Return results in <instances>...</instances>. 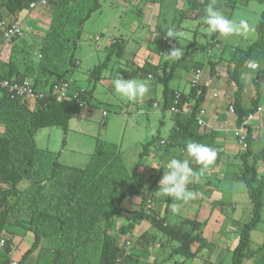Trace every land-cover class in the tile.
Returning a JSON list of instances; mask_svg holds the SVG:
<instances>
[{
	"label": "rangeland",
	"instance_id": "374dc122",
	"mask_svg": "<svg viewBox=\"0 0 264 264\" xmlns=\"http://www.w3.org/2000/svg\"><path fill=\"white\" fill-rule=\"evenodd\" d=\"M54 1L56 3L52 2L48 6L37 8L35 11L25 10L20 13V21L29 26L30 31L26 33L24 38L15 43L16 50H19V53L23 50L29 56L35 67L34 76L39 75L35 79L43 77L41 71L48 69L47 78L50 83L55 82L59 74L67 72V69L71 66V55L74 53L75 59L80 64L73 72L69 73L68 78L74 81L73 86L80 89L90 90L96 83L94 97L97 104H94L95 110L91 113H89V108H85L74 115L66 136L60 127L55 126L42 128L37 132L34 141L38 158L34 167L35 171H33L36 174L31 176L29 180H24L18 186L22 199L10 215L11 225H14L17 221L28 223L32 217L34 207L30 205L29 201L25 200V195L30 192L34 185L33 181L37 182L36 187H42L38 191L42 196H45V199L46 193L50 195L56 193L58 195L56 189H53L50 186L51 184L46 186L45 182V179L51 176L52 171L57 166L56 164L74 171V169L86 168L94 157L92 168L98 166L101 170L100 175L104 173L106 176H115L125 180L140 162V154L147 142L158 136L169 137L173 122L168 114L164 120L165 125L161 126L164 85L157 80V76L162 77L163 74L162 70L157 69L161 68L167 60L164 54L168 53L173 47L163 43L165 33L162 27L164 25L174 26L177 32L184 34L178 37V45L176 46L183 49L184 55L188 51V47L190 50L189 56L174 68L173 78L169 82L170 88L188 91L197 62H202L204 67L202 68L201 83L202 85L205 83L208 87V100L218 108V115L221 118L225 120L231 118L233 115L230 116L228 106L236 90L235 84L229 77L234 64L233 59L245 52L251 44L259 39L258 26L263 20L262 13L264 12V1L216 0L215 8L219 9L221 6L220 11L229 19H236L237 21L241 18L246 19L255 28V32L247 38L230 36L227 39H221L216 34L217 43L211 46L212 36L203 30L207 25L198 28V23L195 21L190 19L180 20L182 18L181 11L186 10L185 0H152L153 2L148 0H101L100 10L94 12L87 21L84 19L89 9L95 4L94 0ZM69 1L71 3L68 5ZM129 16L131 18L135 17V23L131 28L128 26L129 22L132 21ZM122 17L124 23H121ZM0 20L19 21L15 15L9 14L6 9L0 12ZM141 23L142 26L145 25L143 34L149 33L146 40V45L150 46L149 52H152L147 59L149 63L146 61V57L141 55L147 53L146 48L144 49V42L141 54L136 59L132 57L137 46H139L137 45L139 40L134 37L136 36L134 33ZM113 39L118 40L120 43L124 42L123 46L126 48L124 47L123 51H121V48L119 53L114 54L108 68L103 72L104 78L101 81H90L91 71L106 61ZM195 42L197 45H194ZM0 46L2 47L0 57L9 60L12 53L11 48L4 45L1 36ZM238 50H240L239 54H237ZM22 57L21 55L20 65L23 69L31 62L30 60L22 62ZM209 60L210 63H216L217 65L216 77L210 75ZM175 62V60H170L168 72ZM127 64H129L128 67ZM257 64L258 67L256 68L247 65V68L243 69L242 79L246 84L244 92L245 105L249 103L250 98L255 94L256 89L253 81L257 73L264 67L263 62H257ZM122 65H125L124 71L128 76L127 79L144 80L148 78L146 74L141 77L135 76L138 67L142 71L145 67L153 72L158 71L157 75L149 81V85L156 88V91L152 93V97L160 103L159 108H149L141 102H130L115 92L113 81L118 74L123 72ZM2 70L6 69L2 68ZM262 87L264 90V86ZM214 94H217L218 97L213 98ZM25 104L29 106L30 110L36 109L37 103L33 99L28 100ZM102 109L108 112L107 117L102 116ZM255 120L256 122L250 124L256 128L257 140L253 147L254 154L258 153L264 146V93L261 110ZM0 131H4V126L0 125ZM229 135L233 137L232 133ZM231 140L233 139L231 138ZM176 141L180 142L181 139H176ZM180 145L181 143L178 147L173 145L168 150L150 148V154L155 155L153 161L158 171L160 167L165 170L166 162L173 157L176 158V155L178 156ZM242 162V159L238 157L232 159L231 164L238 171V168L242 167ZM257 165L260 175L264 174V162L259 161ZM195 170L199 171L197 167ZM90 174L93 176L92 171ZM205 175L206 177H203ZM203 176L200 179H206L208 176V180L213 187L219 183L215 174L205 173ZM67 180L68 178H66V182ZM233 186L234 209L231 208L230 204H226L221 208L223 211L229 212L227 214L228 218L220 223L213 224L215 226L213 231L216 235L214 236L213 232L210 233L214 237L208 238L210 248L205 249L196 259L185 261L184 264H232L233 250L239 242L243 225L251 218L253 208L244 182L235 180ZM32 192H35V190ZM63 192H67L66 188ZM165 198L166 196L159 197L162 200ZM149 199L153 200L154 198L151 199V193L148 191L144 197L127 199L124 202V213L113 219V235H115L116 241L121 247L127 241H130L127 251L135 257L136 262L133 264H175V262L182 261L183 259L179 255L170 261L167 260L173 246L175 247L176 244H166L162 236L158 238L157 243H148L145 235H153L157 232L151 228L149 221L137 218L134 212H139L146 205H153L156 210H163V206L159 203L153 201L149 204ZM45 204L46 200L45 202L40 201V208L44 207ZM167 221L169 222V219ZM131 222L136 227L129 235V224ZM171 224L177 226L174 222H171ZM96 227L97 229H94L92 233L93 241L87 245V248L76 245L78 264H98L102 245L103 224L100 223ZM208 230L211 231L212 227ZM72 234L74 236L76 232L73 230ZM33 238V233H27L17 252L19 256L31 245ZM60 238L47 239L44 246L68 247L69 240ZM20 240L21 237L15 238V244ZM159 243H162V245L165 243V247L162 249ZM246 254H248V257L244 259L243 264H264V196L262 221L251 233V242ZM34 261L35 255L31 256L26 264H34Z\"/></svg>",
	"mask_w": 264,
	"mask_h": 264
},
{
	"label": "trees",
	"instance_id": "16d2710c",
	"mask_svg": "<svg viewBox=\"0 0 264 264\" xmlns=\"http://www.w3.org/2000/svg\"><path fill=\"white\" fill-rule=\"evenodd\" d=\"M37 1L39 0H2L0 2V12L6 9L9 14L17 17L20 16L22 11H31L29 9L30 4ZM94 1L95 4L89 9L84 19L85 21L89 20L91 15L101 8V0ZM148 1L153 2L152 0ZM52 2L56 3L54 0H49L48 5ZM210 2L211 0H185L184 6L186 10L181 11L182 18L180 20L190 19L195 21L198 23V28L205 26L202 23V18L206 15L205 8ZM70 3L69 1L68 5ZM262 17L263 20L258 26L259 39L251 44L245 52L234 57V64L229 73V77L236 86L230 105H233L235 109L237 127L242 126L249 115H256L261 109L264 93L262 87L264 86V67L257 73L253 81L256 92L247 105L244 104L246 84L242 76L244 75L243 69L247 68L246 61L255 60L264 63V12ZM19 22L24 23L23 21ZM211 36L213 39L211 46H214V43H217L216 34ZM163 39L165 44L178 45V38L177 41L165 39V37ZM17 41L15 40L11 47H14ZM121 43L118 40H112L106 61L91 71L90 81L97 82L102 79L103 72L108 68L114 54L119 53L120 49L123 48L124 43ZM194 45H197L196 42ZM19 52L16 48L14 51L12 50L7 64L8 70L6 72L0 70L4 78L17 82H34L35 84L33 83V85L37 91H43L48 94H51L50 92L53 91L54 86L62 81H72L74 84V81L68 78L69 73L73 72L80 64L75 59L74 53L71 55V66L67 69V72L59 74L55 82L50 83L47 78L49 70L41 69L43 70L41 71L43 72V77L35 79L39 75L37 77L34 76V64L27 53H24L23 50L21 53ZM237 52L239 54L240 50ZM189 53L188 47L186 54L179 60H175L176 62L170 67L171 70L169 72L167 70L170 60L167 59L162 64V67L157 69L163 72L162 77L157 76V80L164 85V103L162 105L164 113L169 112L176 92H180L182 95V106H187L186 104H189L190 98L194 99V102L187 106L189 107V112L186 114L174 115L169 112L175 117L176 121L171 142L165 141L166 143L162 144L160 136L147 142L143 152L140 154V162L149 154V150L152 147L167 150V146L173 144L176 139L193 138L196 139L197 143L207 145V139L212 138L213 134L211 135V133L206 132L199 135L197 132L200 127L196 118L207 98V85L203 84L201 86L202 94L200 96H197L193 89H190V93L186 95L181 91L169 88L174 68L187 58ZM21 55L23 56L22 62H26V60L31 62L30 65L27 64L25 67L23 65V69L20 65ZM209 64L210 75L216 77V63H210L209 60ZM203 67L204 64L202 62H197L195 71L202 70ZM157 70L153 72L151 69L146 70L143 68V71L140 69V74L142 76L146 74V76H152L153 78V76L157 75ZM95 88L96 83L90 90L77 88L79 96L73 102H58L51 95L43 100H35L37 103L35 110H30L29 106L25 104L27 101L11 100L6 96L0 98V125L4 126V131H0V240H5V246L3 248L0 246V264H9L10 253L13 250L16 252L15 258L19 260L20 264H26L33 255H35L34 264H78L76 245L87 248V245L93 241L92 233L94 229H97L96 226L100 223L103 224V229L98 264H133L136 262L135 257L127 251L130 241H127L123 247L118 244L115 235H113V219L124 213L123 204L127 199L144 197L148 191H152L151 199L152 197L154 198L153 200L149 199V204L154 201V203H159L163 206V210H156L153 205H146L139 212H134L137 218L149 221L151 228L157 232L153 235H145L148 243L158 241L161 236L166 241V244L172 243L174 245L175 243V247L173 246L167 258L170 261L175 256H181L183 260L175 262V264H184L185 261L196 259L205 249L210 248V243L200 233L202 223L197 220L185 219L179 227L168 223L169 208L173 200L170 197H166L164 200L159 199L155 195L158 190L155 189L156 185L142 184L137 173L140 162L125 180L115 176H106L104 173L100 175L99 172L101 170L98 166L94 169L92 168L94 166L92 163L94 157L86 168L74 169V171L56 164L57 166L52 171L51 176L46 178L45 182L46 186L51 184L50 186L56 189L58 195L56 193H51V195L46 193L45 199V196H42L40 191H38L42 187H36L37 182L33 181L34 185L30 192L25 195V200L29 201L30 205L34 207L32 217L28 223L17 221L14 225L12 224L13 226L10 224V215L19 204L20 199H22L18 186L24 180H29L31 176L36 174L33 171H35L34 167L38 158L34 141L37 132L42 128L55 126L60 127L66 136L69 132L71 119L83 110L79 108L77 101L85 102L89 106H95L93 104ZM255 142L254 129L251 125H248L246 146L245 148L242 147L243 150L237 155L243 161L242 167L238 168V171L236 168L234 172L236 178L243 181L246 185L253 208L251 218L243 225L239 242L233 250L232 264H243L244 259L248 257L246 253L251 242V233L262 221L264 174L260 175L257 163L259 161L264 162V146L258 153L254 154L253 147ZM212 145L211 148L215 149V145ZM96 149L98 152V146ZM91 171L94 177L90 174ZM66 178H68L67 182ZM65 188L66 193L63 192ZM34 190L35 192H32ZM45 200L46 204L40 208V201L45 202ZM182 225L189 226L190 230H184ZM135 227L134 223L131 222L129 224V235H131ZM73 230L76 232L74 236L72 234ZM27 233H33L34 238L31 245L19 256L17 252ZM19 237H21V240L15 244V238ZM59 237H61L60 239L67 238L70 243L69 246L60 248L44 246L45 240ZM162 243H159V246L163 249L165 243L163 245Z\"/></svg>",
	"mask_w": 264,
	"mask_h": 264
},
{
	"label": "crops",
	"instance_id": "0c3cea01",
	"mask_svg": "<svg viewBox=\"0 0 264 264\" xmlns=\"http://www.w3.org/2000/svg\"><path fill=\"white\" fill-rule=\"evenodd\" d=\"M221 7V6H220ZM219 7L218 10H220L221 8ZM17 19H19V21L21 20L19 16L16 17ZM129 18L132 20L131 23L129 22L128 26H133L135 23V17L131 18L129 16ZM121 23H124V18H121ZM37 25V24H36ZM143 24L141 23L138 27V29L136 30V32L134 34H136V39L139 40L138 44L139 46H137V49L135 50L134 54H133V59H136L138 57V55H140L141 51H142V47H143V42L145 43L144 45V49L147 51V53H143L141 55H143L142 57H146V61L148 59V57H150V53L149 52V45H146V40L148 38V34L146 33L145 35L143 34L145 32V25L142 26ZM124 43V42H123ZM151 43V41H150ZM163 43L164 39H163ZM143 44V45H142ZM12 50L14 51L16 46L14 45V47L9 46ZM125 46H123L124 48ZM123 48L121 49V51H123ZM126 48V47H125ZM124 48V49H125ZM136 48V47H135ZM19 51V50H17ZM137 54V56L135 57V55ZM12 54V53H11ZM123 55V53H121ZM8 61L6 58L4 57H0V70L2 72H6L8 69ZM134 63V61H132ZM148 62V61H147ZM149 63V62H148ZM124 66L122 65V71L121 75L127 79V75H126V71H124ZM129 66V64H127V67ZM2 68H5L6 70H2ZM20 68V66H19ZM140 69L141 68H137L136 70V77H141L142 75L140 74ZM146 70H148L146 67L144 68ZM119 75V74H118ZM149 77V76H147ZM154 77V76H153ZM104 78V76L102 77ZM152 79V78H151ZM101 81V80H100ZM205 84V83H204ZM75 88L77 89V87L75 86ZM112 88V85H111ZM170 88V86H169ZM164 89V87H163ZM171 89V88H170ZM175 91H181L184 94H189L190 93V88L188 91H184L181 89H172ZM156 91V88L152 86H150L149 88V93L140 101H138V103H143L146 107L149 108H159L160 107V103L157 102V100H155V98L152 97V93ZM208 93V92H207ZM96 94V88H95V92H94V96ZM95 98V97H94ZM163 94H162V100H163ZM194 99L190 98L189 99V104L193 103ZM164 103V100H163ZM93 104H97L96 101L94 100ZM188 103L186 104L187 106L189 105ZM231 103H229L230 105ZM163 105V104H162ZM202 107L206 108L207 110V115L205 118L207 127L206 128H199L198 129V134L202 135L203 133H211V139H207V146L211 147L213 146L212 144H214L215 149L218 150V156L217 159L215 161V164L212 166V168L207 171L206 173L208 174H215V176L217 177V181H219V183L217 184V186L213 187V185L211 184V182L208 180L209 179V175L207 176L206 179L202 178L199 181H193V183L188 185L189 190H193L196 191L198 193H201V195H199L196 199L188 202V203H184L180 206L179 210L177 212H173L171 207L169 208V213H168V219H169V224L173 226V224H171V222H174L177 224L176 227H179L182 223L183 220L185 219H191V220H197L198 222L202 223L201 228H200V233L201 235L207 239L209 241V237L214 238L210 235L211 232H213V235L215 236V232L213 231V224L215 223H220L222 222L224 219L228 218V213L226 210H222L221 208L223 206H225L226 204H230L231 208L234 209L233 204H234V186L233 183L235 180L237 181H241L238 180L236 178L235 172L234 170L236 169L235 166H233L232 163V159L234 158H238V154L243 150L242 147L239 145L238 143V139L235 137L233 130L237 127L236 125V116L232 114L230 116H232L229 119H224L221 118L218 115V108L215 107L214 105H212V103H210V100H208V96L205 100V103L202 105ZM229 108V106H228ZM105 111L102 109V112ZM161 112L163 115H161V126L165 125V118L166 115H170V119L173 122V126L171 128V132L168 138L165 137H161L160 136V142L162 141H170L171 142V138L173 135V131L175 130V125H176V121H175V117L170 114L169 112L164 113L162 108H161ZM229 112V111H228ZM230 114V113H229ZM256 122V120H254L252 123ZM251 123V124H252ZM254 129V137H255V141L257 140L256 138V128H254V126H251ZM232 133L233 137L230 136L229 134ZM208 138H210L208 136ZM231 138L233 140H231ZM188 140H192L196 142V139H184L181 140L180 142L178 141H172L173 144L167 146L168 148L175 145V146H179V144L181 143L179 150L180 152L178 153V156L176 155V158L178 159H183V154L181 152L182 149L185 148L186 142ZM175 143V144H174ZM158 149V148H156ZM166 150V149H165ZM168 150V149H167ZM151 152V150H149ZM149 154L147 156H145L143 158V160H141L137 173L138 176L140 177L142 184H154L155 189H158V182L161 179L162 175H163V171L164 169L160 167V170L158 171V169L155 167V163L153 161L155 155L153 154ZM191 166L193 167V169L195 170L196 167L199 170V165L196 164H191ZM144 177V178H143ZM203 177H206L203 176ZM201 181V182H200ZM243 182V181H242ZM232 185V186H231ZM152 194V191H149ZM174 202V201H173ZM179 203V202H178ZM226 211V212H225ZM184 230H190L189 226L186 225H182ZM212 227V230H208V228ZM204 228V229H203ZM212 234V233H211ZM210 235V236H209ZM216 245V244H215ZM217 246V245H216ZM215 246V248H216Z\"/></svg>",
	"mask_w": 264,
	"mask_h": 264
},
{
	"label": "clouds",
	"instance_id": "9594fccd",
	"mask_svg": "<svg viewBox=\"0 0 264 264\" xmlns=\"http://www.w3.org/2000/svg\"><path fill=\"white\" fill-rule=\"evenodd\" d=\"M216 0L211 2L205 8L206 15L202 18V23L207 25L204 31L209 35L218 34V38L227 39L230 36H239L247 38L255 32L246 19H229L222 11L214 7ZM165 33V39L175 40L184 34L177 32L174 26L164 25L162 27ZM168 60H179L184 56L181 47L175 45L168 53L164 54ZM246 64L251 68L258 67L255 60H248ZM149 76L144 80L125 79L121 74L113 81L115 92L130 102H138L149 93ZM183 159L171 158L165 164V170L158 182V190L155 192L157 197L166 196L174 201L170 207L173 212H177L180 206L196 199L201 193L189 190L188 185L194 180H199L215 164L218 156V150L213 149L203 143H197L192 140L186 142L185 148L181 150ZM199 165V171L193 169L191 164ZM179 202V203H177Z\"/></svg>",
	"mask_w": 264,
	"mask_h": 264
},
{
	"label": "built area",
	"instance_id": "2783aa9c",
	"mask_svg": "<svg viewBox=\"0 0 264 264\" xmlns=\"http://www.w3.org/2000/svg\"><path fill=\"white\" fill-rule=\"evenodd\" d=\"M49 0H39L37 2H32L29 6L31 11H35L39 7L47 6ZM30 31L29 26L24 23L19 22L18 20H0V35L3 37L4 45L11 46L15 40H19L23 38L26 33ZM2 47L0 46V53ZM202 70H196L193 73V76L190 81V89H193L200 96L202 94L201 90V77ZM152 78V76H150ZM51 94L45 93L43 91H37L34 88V85L31 81L17 82L12 79L4 78L0 73V98L8 97L11 100H21L28 101L33 99L35 100H43L46 97L48 98L50 95L54 96L58 102H73L78 98L79 93L78 90L73 86V82H65L62 81L54 86ZM218 95L214 94L213 98H217ZM182 95L180 92H176L173 103L169 109V112L174 115L186 114L189 112V107L181 105ZM80 109L89 108V113L95 110V107L87 105L85 102L77 101ZM261 110V109H260ZM228 111L230 114L235 115V109L233 105H229ZM260 113V111L256 115H249L248 118L244 121L243 125L240 127H236L233 132L235 137L238 139V143L241 147L245 148L246 139H247V126L250 125L255 119L256 116ZM207 115V110L204 107L198 112L196 121L200 128H206L207 124L205 121ZM103 117L108 116V112H102ZM165 144V141L161 142ZM148 209V207H147ZM129 244V243H128ZM130 245V244H129ZM0 246L3 248L5 246V240H0ZM15 250L10 253V261L9 264H20L19 260L15 258Z\"/></svg>",
	"mask_w": 264,
	"mask_h": 264
}]
</instances>
